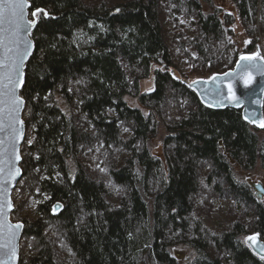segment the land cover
Returning a JSON list of instances; mask_svg holds the SVG:
<instances>
[{"label":"trees","instance_id":"trees-1","mask_svg":"<svg viewBox=\"0 0 264 264\" xmlns=\"http://www.w3.org/2000/svg\"><path fill=\"white\" fill-rule=\"evenodd\" d=\"M231 2L253 51L264 39V0ZM29 5L49 18L33 30L19 92L25 136L16 188L23 183L34 197L35 217L12 213L25 239L18 264H175L169 250L178 245L195 252L189 264H264L240 239L250 231L264 241V206L226 158L243 170L258 160L264 171V128L239 110L202 105L185 84L188 75L208 79L233 67L234 17L204 13L201 0ZM165 17L174 28L182 19L195 26L194 36L181 28L171 40L184 70L166 43ZM151 70L152 89L139 93ZM158 123L163 162L147 147ZM200 194L206 208L197 215ZM219 200L224 208L214 207Z\"/></svg>","mask_w":264,"mask_h":264},{"label":"snow or ice","instance_id":"snow-or-ice-1","mask_svg":"<svg viewBox=\"0 0 264 264\" xmlns=\"http://www.w3.org/2000/svg\"><path fill=\"white\" fill-rule=\"evenodd\" d=\"M30 7L29 0H0V193L5 198L0 199V264H9L16 259L15 241L22 224H11L8 222L6 213L12 210L13 205L7 196V185L10 184L20 169L16 166L21 156L17 145L23 137L24 124L19 113L24 105L23 98L18 95V90L25 83L24 66L28 57L32 53L33 43L28 37L37 26V21L41 18H49V13L43 8H37L31 12L33 19L28 18L26 11ZM120 11L119 8L116 9ZM41 13L43 16L41 17ZM55 19V17H52ZM257 55L241 56L242 61H255ZM243 67L245 71L250 69H260V65L247 63L237 65ZM264 75V71H261ZM216 76L211 77V82L215 83ZM251 75L245 79V86L251 83ZM199 83V81L194 82ZM208 84L209 81H204ZM191 87V85H190ZM228 95L220 87H209L204 89L208 96H211L217 104L222 105L225 99L236 101L232 91L231 83L227 85ZM209 106H213L209 104ZM250 123L256 121L245 117ZM258 127L264 128V120H261ZM127 131V129H125ZM28 143H31L29 140ZM259 234H254L245 238V243L249 247L257 245ZM260 259L264 260V244L259 246Z\"/></svg>","mask_w":264,"mask_h":264},{"label":"rangeland","instance_id":"rangeland-1","mask_svg":"<svg viewBox=\"0 0 264 264\" xmlns=\"http://www.w3.org/2000/svg\"><path fill=\"white\" fill-rule=\"evenodd\" d=\"M112 1L118 2L121 0H112ZM201 7H202V10L204 13H209V12L215 11L220 17L224 13L231 14L234 17V23L231 26L233 35H232L230 40H231L232 48L237 50L239 56L253 55L256 53V49L258 50V52L260 53L261 56H264V47H263L264 46V39H262L261 36L259 39V44L257 45L256 49H254L253 51H250V52L246 50L248 38L245 35V33H244V31L240 25V21L238 20L237 14H236V9H235L233 3L231 2V0H208V1L201 0ZM30 19H33V17L31 16V12H30ZM182 22H184L183 23L184 25L181 27L182 28L181 31L183 33H186L189 36H194L193 30H194L195 26L188 24V22H186L183 19H182ZM162 25L165 29L166 43H167V45L170 46L172 44L171 40L173 38L175 39V36L177 35V33L179 32V30L181 28L180 29L177 27L174 28L173 23H171L168 20V18H166V17L163 18ZM171 48H172V51L174 52V55H175L174 58H175L176 63H180L179 66L184 70L185 67L183 65H184L185 61L181 60L179 58V51L177 49H174V46H172ZM153 68L155 69L156 66L154 65ZM153 70H151L148 78L143 79L139 82V93L147 92V91H150L152 89V86H153L152 85ZM199 77L200 76L191 74V75L187 76L186 80H187V82H190L192 80L198 79ZM123 99L128 106L139 109L145 115L147 114L146 109L139 103L138 98L136 96L126 95ZM57 103L62 110H65V106L61 103V101L59 99L57 100ZM22 120H24L23 119V113H22ZM158 124L159 125L157 127L155 135L152 138H150L149 141L147 142V147L153 156L157 157L158 159H160L163 162L162 140H163V137L165 135V130H164L161 123H158ZM123 131H124L123 136L126 137L127 134H125V130H123ZM257 135L259 138H264V132H262V131L257 133ZM220 147H221V145H220ZM228 161L230 162V166H231V170H232L234 178L238 182H241V183L248 185L253 190V192L257 198V195H256L257 192L253 188L252 185L260 184L264 190V171L261 168L259 161L257 160L254 167L250 170L240 169L239 166H237L232 160L228 159ZM27 190L28 189L26 188V186L23 185V183H20L19 186L17 188H15L12 192L11 198L13 201V210L11 212V219L16 223H17V221H15V219L12 216L13 212H16L19 217L27 219V220H31L35 217L34 197L32 195L30 196L29 192ZM203 195L204 194H200L197 196V204H196V208H195V210H196L195 214H197V215L199 214V211L206 208V204L204 202V196ZM199 198H201V199L199 200ZM257 200H259L264 206V194H263L261 199L257 198ZM217 202L218 203H216V205L214 207H218V205H221L222 208L225 207V204H226L225 200H219ZM251 234H253V233L248 231L246 234L241 236V238H240L241 241L244 242L245 238L250 236ZM24 251H25V239L22 238V234H21L20 241H19V257H21V255L23 254ZM169 252H170L171 256L173 257V259L175 260V264H189L195 258V252L193 250H191V248H189L185 245L184 246L178 245V246L172 247L169 250Z\"/></svg>","mask_w":264,"mask_h":264},{"label":"water","instance_id":"water-1","mask_svg":"<svg viewBox=\"0 0 264 264\" xmlns=\"http://www.w3.org/2000/svg\"><path fill=\"white\" fill-rule=\"evenodd\" d=\"M26 11L28 12V9ZM28 39H30L32 41L31 35L28 37ZM32 43H33V41H32ZM33 49H34V46H33ZM33 49H32V52H33ZM0 51H2V50H0ZM257 54H258V58L255 61H242V60H240V57H239L231 69H229L223 73H217V74L212 75L211 77H213V76L217 77V80L215 83L211 82V77H210L208 79H196V80H192L190 82L186 81L185 84L187 85V87L189 89H191L195 93V95L197 96V98L199 99V101L202 105H204L208 108L214 109V110H220V109H225V108L239 110L241 113L242 119L246 123H248L249 125H251L255 129L260 130L262 128L258 127L257 124L261 120H263L262 103H263V98H264V75H261L260 73H261V71H264V59H262L260 57V53L258 51H256V53L253 55H257ZM31 55H32V53H31ZM30 56L26 60L25 66H26ZM243 56H252V55H243ZM247 63L258 64V65H260V69H250L248 71H245V69L243 67H237V65H245ZM25 66H24V70H25ZM249 75H251V77H252L251 83L248 86H245L244 81H245V79L248 78ZM197 81H199V83H194ZM204 81H209V83L205 84ZM229 83H231L232 91L235 94L236 100L239 101L238 104L236 103V101L228 100V99H225L222 105L217 104L216 101L211 96H208L204 91V89L209 88V87H220L223 89L225 95H228L227 85ZM190 85H191V87H190ZM20 89L18 90V95H20L19 94ZM209 104H211L213 106L210 107ZM23 110H24V105H23V107L19 113L21 120H22ZM246 116H248L250 120L256 121V123H250L248 120L245 119ZM23 124H24V122H23ZM0 135H3V134H0ZM24 135H25V125H24V129H23V137H22L21 141L19 142V144L17 145L20 156H21L20 148H21V145H22L23 140H24ZM20 162H21V159L16 165L20 169L19 175H17L16 178L10 184H8L6 186L7 187L6 198L9 199L10 201H11V192L15 188L17 182L21 178ZM252 186L257 192V194H256L257 198L261 199L263 194H264V190L261 187V185L260 184H254ZM2 198H5L4 194L0 193V199H2ZM11 203H12V201H11ZM60 209H61V205L58 203H55L53 205L52 212L57 213ZM12 210H13V208H12ZM12 210H10L6 213V217H7V220L9 223L15 225L18 223H13L10 220V213L12 212ZM21 234H22V227L18 233V238L15 241L16 259H15V261H10L9 264H18V261H19V241H20ZM254 234H256V233H253L251 235H254ZM262 244H264V241L261 240L259 235H258V239H257V245L255 247H249V245L245 243V245L250 249V251L255 256H257L258 258H260V255L258 254L259 253V246Z\"/></svg>","mask_w":264,"mask_h":264},{"label":"bare ground","instance_id":"bare-ground-1","mask_svg":"<svg viewBox=\"0 0 264 264\" xmlns=\"http://www.w3.org/2000/svg\"><path fill=\"white\" fill-rule=\"evenodd\" d=\"M236 14H237V13H236ZM28 18L30 19V8H28ZM237 18H238V16H237ZM238 20H239V19H238ZM240 25H241V24H240ZM241 27H242V26H241ZM242 29H243V28H242ZM33 30H34V29H33ZM32 33H33V31H32ZM31 37H32V34H31ZM230 41H231V40H230ZM239 57H241V56H239ZM239 57H238V58H239ZM260 57H261L262 59H264V56H261V55H260ZM238 58H237V59H238ZM235 62H236V61H235ZM234 64H235V63H234ZM233 66H234V65H233ZM149 75H150V74H149ZM146 78H148V77H146ZM146 78H144V79H146ZM141 80H143V79H141ZM152 85H153V81H152ZM138 90H139V86H138ZM247 124H248V123H247ZM248 125H249V124H248ZM249 126H251V125H249ZM251 127H252V126H251ZM253 128H254V127H253ZM24 136H25V135H24ZM226 158H227V160L230 159L229 157H226ZM235 180H236V179H235ZM17 183H18V182H17ZM16 185H17V184H16ZM15 188H16V186H15ZM15 188H14V189H15ZM14 189H13V190H14ZM13 190H12V192H13ZM12 192H11V197H12ZM11 201H12V198H11ZM12 204H13V201H12ZM10 220H11L13 223H16V222H14V221L11 219V213H10ZM18 222H19L20 224L23 225L22 222L17 221V223H18ZM22 229H23V226H22ZM261 240H262V239H261Z\"/></svg>","mask_w":264,"mask_h":264}]
</instances>
